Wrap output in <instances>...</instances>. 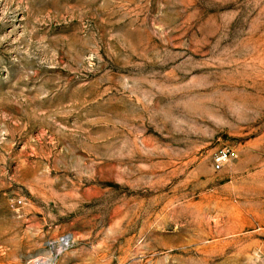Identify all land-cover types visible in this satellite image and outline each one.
I'll list each match as a JSON object with an SVG mask.
<instances>
[{
	"label": "rangeland",
	"instance_id": "obj_1",
	"mask_svg": "<svg viewBox=\"0 0 264 264\" xmlns=\"http://www.w3.org/2000/svg\"><path fill=\"white\" fill-rule=\"evenodd\" d=\"M69 231L56 264H264V0H0V264Z\"/></svg>",
	"mask_w": 264,
	"mask_h": 264
},
{
	"label": "built area",
	"instance_id": "obj_2",
	"mask_svg": "<svg viewBox=\"0 0 264 264\" xmlns=\"http://www.w3.org/2000/svg\"><path fill=\"white\" fill-rule=\"evenodd\" d=\"M237 156L235 149L229 146L220 147L213 156V167L221 169ZM74 240L72 232H62L47 239L43 252L30 259L28 264H56L61 255L67 251Z\"/></svg>",
	"mask_w": 264,
	"mask_h": 264
}]
</instances>
